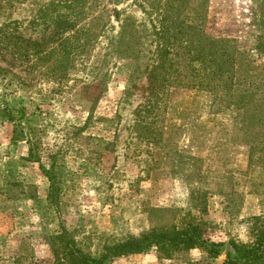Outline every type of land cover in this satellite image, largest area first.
<instances>
[{
    "label": "rangeland",
    "instance_id": "rangeland-1",
    "mask_svg": "<svg viewBox=\"0 0 264 264\" xmlns=\"http://www.w3.org/2000/svg\"><path fill=\"white\" fill-rule=\"evenodd\" d=\"M195 12L204 33L224 41L217 51L236 58L235 93L203 78L202 55L184 47ZM263 42L258 0H0V264H73L68 241L103 257L133 237L122 220L118 234L99 232L96 209L121 214V189L136 191L154 228L202 223L220 256L234 253L232 241L255 243L264 231ZM157 44L181 60L159 78L181 83L154 92L145 77ZM150 178H172L186 213L153 209L141 191Z\"/></svg>",
    "mask_w": 264,
    "mask_h": 264
},
{
    "label": "trees",
    "instance_id": "trees-1",
    "mask_svg": "<svg viewBox=\"0 0 264 264\" xmlns=\"http://www.w3.org/2000/svg\"><path fill=\"white\" fill-rule=\"evenodd\" d=\"M260 4V14L262 19V26L264 30V0H258ZM163 14L160 18L159 25L154 28L155 35H159L161 39L164 36V33H161L160 29L163 27L161 25L162 21H164ZM195 24L191 27L189 35H185V45L184 47L188 49H192L193 51L199 52L202 55L201 62L205 73L207 75H203L202 77L208 81L217 80L219 83L218 87H224L229 89V91H235L233 88L238 84L234 81L236 78L232 71L237 72V64L236 58L232 51L224 50L223 52L217 51V46L215 44H223V40L212 38L204 33L202 24L197 21L204 20L205 17L201 18V14L198 15L197 12L192 14L189 18ZM205 23V22H204ZM176 25V27L180 26L178 23H173L172 26ZM200 26V27H199ZM178 33V32H176ZM181 36L180 33L177 34ZM124 38L123 31L120 33V37L118 38V46L122 47V40ZM142 39V37H141ZM264 46V42H263ZM154 52V58L149 57V61H153V65H147L146 71L149 69V77L148 73L145 77L147 81L149 78L148 90H156L159 85H162L165 82L174 83L175 85H180L181 80L177 75L174 79H164L159 78V70L165 66V64L170 63L176 65L178 62L180 63V58L175 61H172L169 57L171 53L170 49H166V46L162 44H157L156 48L150 52V54ZM144 54V53H143ZM180 57V54H178ZM145 56V54H144ZM138 81H143L144 78H137ZM199 76H192L191 82H195L198 80ZM138 83V82H137ZM191 83L190 86L193 84ZM198 83H205L203 80H200ZM136 84L133 82L132 85ZM189 87V86H188ZM240 94V93H239ZM238 94V100L235 102L237 110L241 113V118H246V115H249L250 112L247 110L242 112V100L246 97H252L250 92L249 94L242 93L244 98ZM249 100L248 102H250ZM9 120H12L13 117L9 112L7 114ZM256 119L253 116H250V122H254ZM29 142V140H27ZM32 155V150H29V157ZM28 159V158H27ZM49 176V173H46ZM51 185L48 186V191L50 190L48 199L52 202L58 200V195H56V191L54 193V179L53 177H48ZM191 209H189L188 213ZM184 215V214H183ZM256 220H259L257 218ZM200 221V220H199ZM178 224L177 228H173V226H165L163 229L153 228L149 231L142 233L138 237H129L127 239H123L116 241V244L109 246L106 249V253L103 257L99 259L91 260L86 255L81 254L78 250H76L73 246V241H68V244L72 247V252L70 256L73 260V264H112L115 258L126 257L131 255H139L143 253H147L151 248L155 247L157 249L158 255L160 258H173L175 253H190L191 250L198 249L202 252L203 259L205 256H209L211 258H218L220 253L216 252L213 249H210L208 246V240L203 236L202 223L199 222H185V219L182 218ZM181 227V228H180ZM173 228V229H171ZM261 234V232H260ZM258 236L257 241L253 244H244L241 242L232 241L231 246L234 250V253L230 252L227 254V259L224 264H257L262 261L264 255V231L262 234ZM64 235V233H63ZM58 237H62L59 235Z\"/></svg>",
    "mask_w": 264,
    "mask_h": 264
},
{
    "label": "crops",
    "instance_id": "crops-1",
    "mask_svg": "<svg viewBox=\"0 0 264 264\" xmlns=\"http://www.w3.org/2000/svg\"><path fill=\"white\" fill-rule=\"evenodd\" d=\"M175 183L172 178L167 180L157 179L152 180L147 179L142 180V188L146 190L145 193L148 199L151 201L153 209L160 210H170L171 212L180 211L186 213V209L182 211V207L179 205V201L176 197ZM148 189V190H147ZM134 190H122L117 191L115 196L120 197L121 202L118 203L119 212L121 214L117 215L114 212V207H109L107 205L106 209L97 208V223L99 227V232L104 235L118 234V227L121 220L127 225L129 236L138 237L142 233L149 231L156 225H152V217H150L149 211L138 198V204L133 202ZM41 199L46 197L45 188H41L39 191ZM96 198V196H95ZM147 199V198H146ZM141 202L142 204H140ZM137 204V212L131 210ZM134 205V206H133ZM151 209V208H150ZM132 211V212H130ZM244 211V209H243ZM126 212L125 217L122 218V214ZM190 259L195 263H202L203 256L202 252L198 249L191 250ZM227 255H221L218 258H214L212 264H224ZM184 261L174 258H160L155 247L151 248L147 253L139 255H131L126 257L115 258L113 264H185Z\"/></svg>",
    "mask_w": 264,
    "mask_h": 264
}]
</instances>
